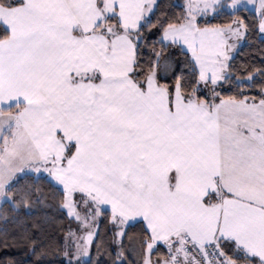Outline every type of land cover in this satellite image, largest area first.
<instances>
[{
    "label": "snow or ice",
    "instance_id": "6c2138e0",
    "mask_svg": "<svg viewBox=\"0 0 264 264\" xmlns=\"http://www.w3.org/2000/svg\"><path fill=\"white\" fill-rule=\"evenodd\" d=\"M19 252L264 264V0H0V264Z\"/></svg>",
    "mask_w": 264,
    "mask_h": 264
},
{
    "label": "trees",
    "instance_id": "16d2710c",
    "mask_svg": "<svg viewBox=\"0 0 264 264\" xmlns=\"http://www.w3.org/2000/svg\"><path fill=\"white\" fill-rule=\"evenodd\" d=\"M242 52L245 55L247 54V52H248L247 46H245V48L242 50ZM16 255H17L18 259H20L21 261L24 262V264H29V262H28V260H27V258L23 252L16 253Z\"/></svg>",
    "mask_w": 264,
    "mask_h": 264
}]
</instances>
